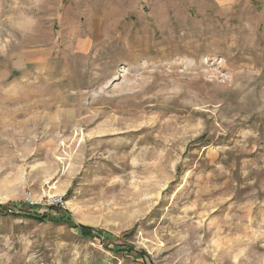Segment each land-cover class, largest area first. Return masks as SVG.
I'll use <instances>...</instances> for the list:
<instances>
[{
    "label": "rangeland",
    "instance_id": "obj_1",
    "mask_svg": "<svg viewBox=\"0 0 264 264\" xmlns=\"http://www.w3.org/2000/svg\"><path fill=\"white\" fill-rule=\"evenodd\" d=\"M0 264H264V0H0Z\"/></svg>",
    "mask_w": 264,
    "mask_h": 264
},
{
    "label": "trees",
    "instance_id": "obj_2",
    "mask_svg": "<svg viewBox=\"0 0 264 264\" xmlns=\"http://www.w3.org/2000/svg\"><path fill=\"white\" fill-rule=\"evenodd\" d=\"M56 208H58V207H56L55 205H50V206H47V210L48 211H52V210H55ZM49 213V212H48ZM62 221H64V223H66V222H68V220L67 219H65V218H63V220ZM81 231H82V233L84 234H90V233H92L94 230L93 229H91V228H87V227H81ZM99 233V232H98ZM99 235V234H98ZM113 251V250H112Z\"/></svg>",
    "mask_w": 264,
    "mask_h": 264
},
{
    "label": "built area",
    "instance_id": "obj_3",
    "mask_svg": "<svg viewBox=\"0 0 264 264\" xmlns=\"http://www.w3.org/2000/svg\"><path fill=\"white\" fill-rule=\"evenodd\" d=\"M56 204H58V202H56ZM56 204H52V205H56Z\"/></svg>",
    "mask_w": 264,
    "mask_h": 264
}]
</instances>
